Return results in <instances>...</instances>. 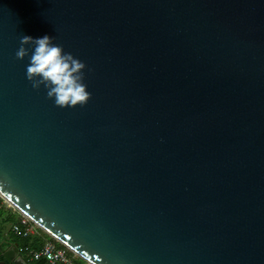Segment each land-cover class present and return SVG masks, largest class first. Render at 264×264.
Listing matches in <instances>:
<instances>
[{
    "label": "water",
    "instance_id": "1",
    "mask_svg": "<svg viewBox=\"0 0 264 264\" xmlns=\"http://www.w3.org/2000/svg\"><path fill=\"white\" fill-rule=\"evenodd\" d=\"M23 35L87 104L33 89ZM0 194L79 264H264V0H0Z\"/></svg>",
    "mask_w": 264,
    "mask_h": 264
},
{
    "label": "clouds",
    "instance_id": "2",
    "mask_svg": "<svg viewBox=\"0 0 264 264\" xmlns=\"http://www.w3.org/2000/svg\"><path fill=\"white\" fill-rule=\"evenodd\" d=\"M53 40L47 35L41 38L23 35L16 58L24 60L29 57L28 81L35 90L43 85L47 89V97L54 100L57 107L84 106L91 98L83 83L85 64L72 54L65 53ZM26 46H32L31 55Z\"/></svg>",
    "mask_w": 264,
    "mask_h": 264
},
{
    "label": "built area",
    "instance_id": "3",
    "mask_svg": "<svg viewBox=\"0 0 264 264\" xmlns=\"http://www.w3.org/2000/svg\"><path fill=\"white\" fill-rule=\"evenodd\" d=\"M0 206L13 210L21 216L20 224L13 227L16 234L23 235L24 237L34 236L42 241V249L33 252L34 259L40 260L45 258L48 264H79L76 255L60 247V244L54 238L42 230L34 221L13 207L1 194Z\"/></svg>",
    "mask_w": 264,
    "mask_h": 264
},
{
    "label": "crops",
    "instance_id": "4",
    "mask_svg": "<svg viewBox=\"0 0 264 264\" xmlns=\"http://www.w3.org/2000/svg\"><path fill=\"white\" fill-rule=\"evenodd\" d=\"M2 211L6 213H2L0 216V242H7L8 245H12V249L15 252V258L19 259L20 257H22L28 264H48L45 258L40 260H36L33 258V252L40 251L43 247V243L40 239L34 236L24 237L23 235H19L14 232L13 227L17 224H20L21 216L13 210L0 206V212ZM8 215H12V219L9 218ZM5 219H8L12 223L11 232L8 229L6 230L4 227L5 225L2 224ZM21 238L35 240L38 245L36 248L32 247L31 245L25 246L24 244H22ZM16 248L19 249V252L15 251Z\"/></svg>",
    "mask_w": 264,
    "mask_h": 264
},
{
    "label": "trees",
    "instance_id": "5",
    "mask_svg": "<svg viewBox=\"0 0 264 264\" xmlns=\"http://www.w3.org/2000/svg\"><path fill=\"white\" fill-rule=\"evenodd\" d=\"M2 213L4 214V213H6V212H4V211L0 212V216H1ZM8 217L12 219V215H8ZM21 239H22V238H21ZM21 242H22V244H24L25 246L31 245V246L34 247V248H36L37 245H38L37 242H36L35 240L22 239ZM60 247L64 248V246H62V245H60Z\"/></svg>",
    "mask_w": 264,
    "mask_h": 264
},
{
    "label": "rangeland",
    "instance_id": "6",
    "mask_svg": "<svg viewBox=\"0 0 264 264\" xmlns=\"http://www.w3.org/2000/svg\"><path fill=\"white\" fill-rule=\"evenodd\" d=\"M2 224L5 225L4 227H5L6 230L8 229L11 232V230H12V223H11V221H9L8 219H5V221ZM64 249L68 250L67 248H64ZM69 252H71V251H69ZM76 259H77V261L79 263H84L83 260L81 258H79L78 256L76 257Z\"/></svg>",
    "mask_w": 264,
    "mask_h": 264
}]
</instances>
